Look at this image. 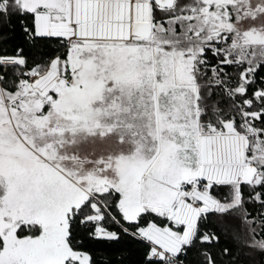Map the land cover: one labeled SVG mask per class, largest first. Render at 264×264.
<instances>
[{
	"label": "snow or ice",
	"instance_id": "obj_1",
	"mask_svg": "<svg viewBox=\"0 0 264 264\" xmlns=\"http://www.w3.org/2000/svg\"><path fill=\"white\" fill-rule=\"evenodd\" d=\"M0 264H264V0H0Z\"/></svg>",
	"mask_w": 264,
	"mask_h": 264
}]
</instances>
